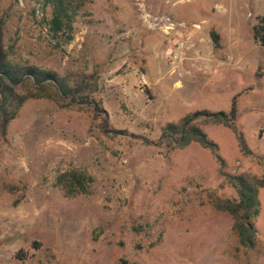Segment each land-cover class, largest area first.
Returning <instances> with one entry per match:
<instances>
[{"label":"rangeland","instance_id":"1","mask_svg":"<svg viewBox=\"0 0 264 264\" xmlns=\"http://www.w3.org/2000/svg\"><path fill=\"white\" fill-rule=\"evenodd\" d=\"M55 31L52 0H0V48L19 64L84 77L91 104L30 98L0 134V264H264V189L253 248L209 193L223 182L197 142L167 152L162 127L187 113L229 110L250 153L224 124H204L229 174L264 173V0H76ZM217 37V39H216ZM236 97V98H235ZM94 177L87 193L59 184ZM225 197L236 191L225 185Z\"/></svg>","mask_w":264,"mask_h":264},{"label":"trees","instance_id":"2","mask_svg":"<svg viewBox=\"0 0 264 264\" xmlns=\"http://www.w3.org/2000/svg\"><path fill=\"white\" fill-rule=\"evenodd\" d=\"M75 1L52 0L53 15L49 23L53 30L60 31L66 26L72 29L74 15L78 9L74 6ZM253 31L255 40L264 46V16L257 17ZM94 91L93 86L82 76L78 80H71L53 69L34 64L14 63L0 48V134H5L9 123L17 117L30 98H51L63 106L91 104L99 109L101 108L99 101L91 95ZM238 118L239 111L233 101L229 110H196L187 113L176 122L166 123L158 140L154 141L126 130L110 129L107 121L105 129L108 132L141 138L146 143L166 148L167 152L182 149L193 142L210 149L219 161L223 176V182L218 189L227 185L237 194L235 197H225L214 188L209 193L210 202L216 209L227 211L233 216L234 230L240 242L246 247L253 248L258 235L256 220L261 213L259 192L264 189V173L242 172L235 175L227 173V163L218 153V144L209 138L203 128L204 124H224L236 134L241 151L250 153L244 133L238 127ZM257 161L264 168V157L258 156ZM58 182L70 194L87 193L94 182V177L79 170L68 169L59 175Z\"/></svg>","mask_w":264,"mask_h":264}]
</instances>
